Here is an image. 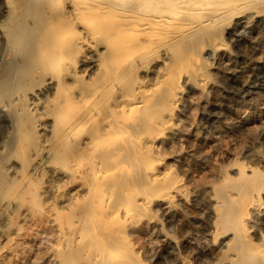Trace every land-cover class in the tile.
<instances>
[{
  "label": "rangeland",
  "instance_id": "rangeland-1",
  "mask_svg": "<svg viewBox=\"0 0 264 264\" xmlns=\"http://www.w3.org/2000/svg\"><path fill=\"white\" fill-rule=\"evenodd\" d=\"M245 3L244 9L227 12L228 16L225 13L218 22L192 36L168 33L161 37V33L152 32L136 34L131 43H125L124 50L130 55L123 66L117 67L110 82L112 91L107 96L114 102L121 94L118 100L123 104L139 103L138 112L127 120L125 128L131 142L139 145L132 148L135 165L125 164L123 181L114 178L107 185L100 175L108 164L97 156L95 147H84L72 161L59 160L56 149H51L54 146L68 151L88 138L85 127L76 126L73 133L65 134V140L72 139V146L63 148L52 137L54 119L62 116L65 122L72 117L82 118L86 109L95 106V121L102 113L98 102L92 101L82 108L74 102L70 108L55 111V81L64 75V69L47 74L42 63L24 67L23 54L28 44L23 42L11 49L6 40L4 31L10 18H19L27 28L34 29L42 26L52 11L39 10L38 4L31 0H13L11 5L0 0V161L7 169L1 182L16 177L9 192L0 194V203L10 201L9 207L0 208V264H231L235 255L230 247L232 231L223 229L219 223L221 198L217 189L225 181L236 183L242 167L264 172V0ZM28 12L30 16L26 17ZM179 36L182 38L177 40ZM92 46L77 52L72 45L68 46L67 66L84 69L87 61L95 59V53L103 51L96 43ZM32 71L37 75L27 77ZM92 76L83 73L79 82L65 91L61 102L73 90H85L84 84ZM20 95L28 100L27 116L33 128L17 145L22 151L12 154ZM174 98L178 99L175 104ZM134 167H138L137 176ZM135 181L140 185L139 191L134 187ZM88 184L92 189L86 187ZM21 186H25L23 192L19 191ZM228 194H232L233 200L238 198L235 190ZM93 200L95 206L89 205ZM249 208L247 240L264 249V191ZM84 216L92 218L94 225ZM95 216L104 221L96 229L104 231L106 239L101 231L93 232L92 227H98ZM86 223L90 225L86 227ZM84 228L88 230L85 238ZM80 245L82 250L78 249ZM105 250L110 255L102 254ZM70 259H75V263Z\"/></svg>",
  "mask_w": 264,
  "mask_h": 264
},
{
  "label": "bare ground",
  "instance_id": "bare-ground-1",
  "mask_svg": "<svg viewBox=\"0 0 264 264\" xmlns=\"http://www.w3.org/2000/svg\"><path fill=\"white\" fill-rule=\"evenodd\" d=\"M31 1L33 3H35L36 5L38 4L37 8H39V10L47 8L50 12L52 11L51 12V13H53L52 16L47 18L42 26H39V28H34V29L27 28L26 25L24 23H22V20H20L19 18L18 19H15L13 17L10 18L9 22H8L9 24H7L8 26L5 28V31H4L8 45L12 49L13 47H19V45H21L23 42H26L28 44L26 49H25V53L23 54V61H24L23 65H24V67H26V66L32 67L33 65H35L37 63H42L44 65L43 70L47 74H51V72L53 70L56 72L57 71L61 72L60 70L64 69V71H65L64 75L56 77V81H55L56 82L55 91H56V97H57L55 99L57 102V104L54 108L55 111H60L61 108H63V109L70 108L74 102L76 104H79V106L81 108H82V105H83V107H85V105L89 104L92 101L95 102V100H96V102H98L99 106L102 109V113L95 121L93 120V118L95 117L94 115L96 114L95 112H93V111H95V109H93V108H95V106L88 108L89 110L86 109L84 111L85 116H82V118L72 117V118H69L67 121L64 122L62 120V116H57L54 119L53 135H52L53 139L58 140L57 144H62L61 146L63 148L71 147L72 144L70 142L72 139L71 140L70 139L65 140V137L67 136V135L65 136V134L73 133V130L76 128V126H78V127L82 126V128L85 127V129L84 128L83 129L87 131L88 138H83L82 140H80L78 142V144L73 146L68 151L57 150V148H53L54 146L51 149H53V150L56 149L55 155L59 160L69 159L72 161L75 157H77L78 155L81 154L84 147H95L96 148L95 153L97 154V156H100L102 158V160L105 159L104 162L108 164L107 165L108 169H105L103 172H101V175H100L101 176L100 178L104 182H106L107 185H108V183H111V181L114 178L115 179L118 178V180L123 181L124 177L126 176L125 164L126 163H127L126 165L129 164L130 167L133 164L135 165L134 160L136 159V157L134 156L132 148L135 147L136 145L137 146L139 145V142H133L134 140H132L133 143L131 142V140L129 139L130 133H128L125 129L126 125L128 124L127 120H129V118H131V116H134V114L138 112L139 106H137V104H139V103L137 101H135L132 103V105H125L122 103L121 100H118L119 97L121 98V94H119V96L117 95L116 99L114 98V102H112L109 99V97L107 96V92L111 88L110 82L114 79L113 77L116 75V72H117L116 70L118 69L117 67L123 66V64L125 63V59L128 57V55H130L127 53V51L124 50L125 43L126 42L131 43L132 40H134V37L136 34H144V33H152V32H156L158 35H160V33H161V37L168 36L167 35L168 33H173L174 35H178V34L182 33L184 35L186 34V36H192V35H194V33L199 32L202 29L205 30L207 27H209V25L211 26V24L213 25V23L218 22V19L221 16L225 15V13H227V12L229 13L231 11L233 13L234 12L236 13L237 9L243 8V6L245 7L247 4V3H245L246 0H31ZM12 2H13V0H7L8 5L9 4L11 5ZM253 4H255V3H253ZM253 4H250V6ZM247 6L249 7V4ZM60 7H63V10H61ZM248 7H247V9H248ZM240 10H238V11H240ZM228 13H227V16L229 15ZM25 16L26 17L30 16L29 12ZM227 16H225V17H227ZM222 21H223V18H222ZM205 36H203V37H205ZM181 38L179 36V38H176V39L178 40ZM176 39H174V41H176ZM139 40H140V38H139ZM210 40H211V38H210ZM193 42H194V40H193ZM93 43H96V45L102 46L103 51H99L98 54L95 53V55H96L95 59L91 60V61H87L84 65V69L76 70V68H71V67L67 66V63L69 62L70 58L69 59L66 58L65 50L68 48V46L72 45L75 48L74 52H77L80 50L84 51V50L92 49ZM172 43H174V42L172 41ZM191 43H192V40H191ZM169 44H167L166 46H168ZM217 45L219 46L218 43L216 44V47H218ZM192 46H194V45H192ZM192 48H195V47H192ZM223 48H225V47H223ZM223 48H222V50H223ZM199 53H198V55H199ZM72 56H74V55H72ZM84 58H86V57H84ZM163 58L166 59L165 57H163ZM192 58H194V57H192ZM130 64H131V62H130ZM131 65H133V64H131ZM163 68H165V67H163ZM78 69H79V67H78ZM93 71L95 72L94 74H93ZM126 72L127 71L122 73V75L125 76ZM83 73H88L90 75H93L91 78H88V82H86L84 84V86L86 87L85 90H83V89H79L77 91L73 90L72 92H70L71 93L70 95L66 94V97H64L63 101L61 102V98L65 94V91L72 89L74 86V83L79 82L80 77ZM35 75H37V73L35 71H32V72L28 73L27 77L31 76V78H34ZM141 75H143V74L141 73ZM206 76H207V74H206ZM18 77L20 78L21 75H19ZM157 78H158V76H157ZM199 79L200 78H198V80ZM114 81H116V80H114ZM0 82H1V80H0ZM191 82H193V80ZM25 85H27V84H25ZM181 85H183V84H181ZM44 89H42V90H44ZM14 91H17V89H15ZM111 91L112 90H110V92ZM132 92H135L134 88L132 89ZM119 93H121V92H119ZM177 95H179V94H177ZM181 96L179 95L180 98H181ZM163 98H165V97H163ZM18 100L19 101H18V106H17V112L19 115H18V117L15 118V125L17 127V134H16V136L14 135L15 139L12 142V146L10 147V148H12L11 149L12 154L15 152L19 153L20 151H22V150L17 148V145L23 141L24 137H26V135L28 133L32 132V128H33V126H32L33 123L31 121V119H29V117L27 116L28 109H29L28 100L23 95H20ZM177 101H178V99L174 98L172 103L175 104ZM47 106H48V103H47ZM125 108H128V110ZM140 112H142V110ZM144 115H145V112H144ZM21 116H25V118L22 119ZM67 116H68V114H67ZM166 119H167V117H166ZM141 121H143V120H141ZM41 122H43V121H41ZM60 125H64V126H60ZM41 126H42V123H41ZM127 127H128V125H127ZM169 128H171V127H169ZM173 128H175V127H173ZM132 130L134 131V129H132ZM129 132H132V131L130 130ZM134 133H135V131H134ZM44 136H45V134H44ZM77 136H79V135H77ZM75 138H76V136H75ZM27 143H26V145H27ZM150 144H152V143H150ZM23 145H24V147H27L24 143H23ZM24 147H22V148H24ZM41 148H43V147H41ZM47 153H48V151H47ZM5 156H6V154H5ZM48 157H49V155H48ZM41 158L42 157H40V159ZM259 158H261V157H259ZM84 159H86V158H84ZM87 160L88 159H86V161ZM87 163L90 164L89 162H87ZM44 164H46V163H44ZM69 167H70V165H69ZM136 168H138V167H136ZM136 168L134 167L135 174L137 176L138 171H136ZM90 169L92 172V165H91ZM6 170H7L6 167L3 166L1 164V161H0V194L2 196L6 195L9 192L10 187L16 182L15 176L14 177L9 176L10 178H7L4 182H1L3 177L6 175ZM12 170H14V169H12ZM37 171H39V170H37ZM63 173H65V172L63 171ZM71 173H72V171H71ZM131 173L132 172H130V176L133 177V173L132 174ZM8 174H10V173H8ZM28 174H29V172H28ZM76 174H78V171H76ZM38 175H41V174H38ZM86 175H87V172H86ZM84 176H85V174H84ZM27 177L29 178V176H27ZM19 178H21V177H19ZM28 178H27V180H28ZM87 178H90V175H89V177L87 175ZM92 178H93V175H92ZM133 178L135 179L136 177H133ZM83 179L85 181V178H82V180ZM66 180L68 181V179H66ZM136 180H137V178H136ZM157 180L158 179L156 178L155 179L156 183L158 182ZM76 181H74V182H76ZM63 183H64V181H63ZM101 183L102 182H100V184ZM136 184H138V181L134 184V187H137V188L140 187V185L137 186ZM88 186H89V184L86 187H88ZM24 187L25 186H21V188H19V187H17V188H19L20 192H23ZM76 188H78V187H76ZM88 188L92 189L91 186H89ZM88 188H86V189H88ZM58 189H60V188H58ZM99 189L101 190V188L97 187V190H99ZM139 189L140 188H138V191H139ZM54 190H56V189H54ZM231 190H235L237 192V194H238L237 199L233 200L231 198L232 194L231 195L228 194V192H230ZM86 191L88 192V190H86ZM263 191H264V172H261V171L259 172V171L255 170V168L254 169H246L243 167L241 168V171L239 173V178H238V181L236 183H231L229 181H225L223 183L222 187L217 189V193L219 194V196L221 198V200H220L221 204L218 205L219 206V208H218L219 223L223 229H229L232 231V238L230 240L231 241L230 247L235 252V255L232 256L234 258L232 259L231 264H264V249H263V247L262 246H255V245L251 244L250 241L247 240L248 236H247V229H246V224H247V222L250 221V220L248 221L246 219L247 213L250 209L249 207H251V205L258 199L259 195H261V193H263ZM57 192H59V191L57 190ZM39 193H41V192L39 191ZM90 193H92V192H90ZM101 193L102 192H100V195H102ZM12 194H13V192H12ZM57 194H56V196H57ZM60 194H61V192H60ZM65 194H67V193L65 192ZM70 195H72V194H70ZM141 195H142V193H141ZM72 196H70V197H72ZM82 197H83V195H82ZM9 198L10 197H8V199ZM79 198H80V196H79ZM89 199H92V196H91V198H88V200ZM139 199H141V198H139ZM85 201H86V199H85ZM56 202L58 203V201H56ZM93 202H94V200L92 201V203H89V205H91V204L93 205ZM98 202H100L102 204V200L101 201L98 200ZM164 203H165V201H164ZM216 203H218V202H216ZM9 204H10V201L1 202L0 208L1 207L3 208L4 206L9 207ZM27 204H28V202H27ZM67 204H66V207H67ZM156 204H157V202H156ZM55 205L56 204H54V206ZM86 205H88V203H86ZM89 205L87 206V208L89 207ZM104 205H106V204H104ZM84 206H85V204H84ZM93 206H95V205H93ZM100 207H101V205H99V208ZM89 209H91V207ZM84 210L85 209H83V211ZM253 211H255V210H253ZM256 211H258V208ZM84 212H82L83 215H84ZM99 212L101 213L100 215H102L103 210H101ZM88 213L90 214V212H88ZM92 214L93 213H91V215ZM248 214H250V213H248ZM91 215H89V216H91ZM89 216H84V217H87L90 220V224L94 225L91 222L92 218H90ZM9 217H10V215H9ZM95 219L98 220L97 223L94 222L95 224H97L98 227H95V226L92 227V228H94L93 232H96V230L98 231V229H96V228H99V227L101 228L102 223H104V221L100 220V218L98 219L96 216H95ZM100 221H102V223ZM215 222H217V221H215ZM83 223H84V220H83ZM90 224L86 223L85 226L87 227V225H90ZM212 226H213V224H212ZM82 227H84V226L82 225ZM250 227H247V228H250ZM219 229H221V228H219ZM85 230H87V229H85ZM114 230H115V228H114ZM114 230H113V232H114ZM99 231H101V230L99 229ZM121 231H120V233H121ZM251 231L252 230H250V232ZM113 232L112 233L110 232L111 236H113ZM117 233H118V231H117ZM80 234L82 235L83 232ZM86 234L88 235V230L85 233L84 238L86 237ZM101 234H104V231ZM94 235H95V233H94ZM229 235H231V234L229 233ZM104 236H107V235L104 234L102 237L103 239L104 238L106 239V237H104ZM111 236H109V237L111 238ZM117 236L118 235H115V238L117 239L116 241H118V239H119V237H117ZM91 237H93V235H91ZM84 238H83V240H84ZM115 238H113V239H115ZM250 239H251V237H250ZM83 240L81 239V241L78 242L77 245L79 243L81 244V242ZM107 244H109L108 240H107ZM89 245H90V243H89ZM98 246L100 247V245H98ZM116 247H117V245H116ZM78 249H81V245H80V248H78ZM108 251L109 250H107V251L105 250V251H103L102 254H107ZM73 253L70 255L72 256ZM80 253H81V251H80ZM74 255H77V253H75ZM107 255H110V254H107ZM223 255L224 254H222L221 257ZM80 256H83V255H80ZM86 256H88L87 253H86ZM86 256H85V258H86ZM69 258H70V256H69ZM75 259L77 261V258H75ZM75 259H73V260L70 259V260H72L74 262ZM86 263H87V260H86ZM227 263H229V262H227Z\"/></svg>",
  "mask_w": 264,
  "mask_h": 264
}]
</instances>
